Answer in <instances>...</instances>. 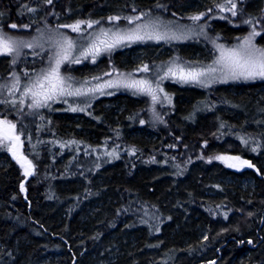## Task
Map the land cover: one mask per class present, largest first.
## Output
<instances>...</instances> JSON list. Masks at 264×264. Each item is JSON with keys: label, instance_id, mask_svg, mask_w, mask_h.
<instances>
[{"label": "trees", "instance_id": "trees-1", "mask_svg": "<svg viewBox=\"0 0 264 264\" xmlns=\"http://www.w3.org/2000/svg\"><path fill=\"white\" fill-rule=\"evenodd\" d=\"M247 1L243 12L260 19L256 41L264 45L262 0L252 11ZM144 2L153 1L0 0V31L18 36L41 20L54 26L122 17ZM154 3L181 17L194 0ZM209 32L228 43L246 31L214 20ZM161 50L184 59L201 51L154 46L144 57L161 61ZM43 62L33 51L18 61L0 56V118L17 125L34 166L22 194L20 170L0 148V264H91L113 247L116 256L102 264H264V101L255 97L264 82L208 90L166 82L170 104L158 118L145 97L128 93L81 112L55 101L29 108L25 86ZM87 68L64 71L76 78ZM113 102L120 103L116 114L107 110ZM216 154L238 155L257 173L225 169L210 160Z\"/></svg>", "mask_w": 264, "mask_h": 264}, {"label": "rangeland", "instance_id": "rangeland-1", "mask_svg": "<svg viewBox=\"0 0 264 264\" xmlns=\"http://www.w3.org/2000/svg\"><path fill=\"white\" fill-rule=\"evenodd\" d=\"M146 1H155V0H146ZM259 0H248L247 3V10L252 11V7H254ZM151 4L152 6L148 7L147 3H143L147 7H131L127 10V13L122 15L119 20L117 21H109V18L106 19H98V24H94L92 28L87 27V23L81 24V32H72L69 28L60 27L61 25H54L52 26L45 20H41L40 22H36L37 24L34 25L33 29L30 30L28 27L22 26V29L25 34H18V36H13L10 33L3 32L6 34L11 35L14 39L18 41H24L26 43H42L44 46L43 48L40 47H33L27 48L23 45L18 46L19 55L16 52H13L11 55H6L8 57L13 58L14 60L18 61L20 57H23L25 53L33 51L35 54L42 55L44 62L42 67L36 73L32 83L35 81L38 75L41 74L43 69H47L50 64L54 63L55 53L58 50L55 46V42L60 39L59 34H64L65 36L69 37L70 39L76 41L77 45L86 46L88 45L94 38L100 35V30H116L119 28L122 31L130 30L136 27V25H148L147 29H142V31H157V32H169L175 33L178 36H181V39H173V40H149L145 39L144 41H135L131 43L121 44L110 51H102L100 55H98L95 59V63L92 62V58L88 57L86 59H82L81 63L75 64L70 62H65L60 66V73L64 77H70L71 80L69 82L72 83L73 88L80 87L83 85L85 88L93 87L97 84L104 83L109 80H115L118 78L119 73L125 74H133V78L141 79L147 78L153 82V86L156 83H159V87L163 88V92H157L158 101L154 104L151 100L150 96L135 94L132 90L126 88H105L103 91L105 94H101L100 92H90L87 96H65L59 97L58 100L63 105H65L66 109L72 112L70 107H75L78 110L76 112H81L82 110L79 109H86L91 103L94 101L102 98V97H110L114 94L120 93H128L133 95L134 97H145L147 100V108L149 114L153 117L158 118L159 109L162 107L167 106L170 104L168 99H165V95L170 98V95L167 93L165 88V83L170 82L180 86H195L201 90H208L219 86H232L234 84H243V83H260L264 82V79L256 78V79H228L227 82H220V79L212 80L208 83V86L205 87L199 84L193 83H183L180 82L178 79H173L171 77L160 79L163 76L164 72L166 71L167 67L172 65L173 61L178 64H182L184 66H193V67H206L208 65H212L213 62L218 59L221 55V52L217 49V45H222L225 50L237 47L240 45L245 37H248L253 30V26L255 30L260 33V19L256 20L255 18H250L246 16L243 12V6L246 4V0H235L237 4V15L232 16L231 12L224 11L221 12L218 5L225 4L226 7H230L227 4V0H194V3L191 6L184 8L181 12L185 13L184 16L176 17L172 14L168 13V8L161 5H155V3ZM261 16L260 18H264V0L261 1ZM207 5V6H206ZM135 9V11H134ZM199 11V12H198ZM146 14V15H143ZM203 14V15H201ZM201 15V19L199 21H193L190 19L192 16ZM135 16H142V19L136 20L133 24H129L126 17H135ZM220 17H224L221 19ZM224 21L227 22L231 27L234 28H242L246 32L244 35L238 36L233 38L230 42H224L219 36L212 35L209 32L210 23L212 21ZM246 20H251L253 23L252 25L244 23ZM36 21V18L35 20ZM77 21H74L68 25L75 24ZM11 25V24H10ZM203 28L201 32L200 29ZM18 28V27H17ZM16 28V29H17ZM12 30H16L11 28ZM2 32V31H0ZM259 35L252 38V43L257 48H264V45H260L257 43V38ZM35 38V39H34ZM103 39L104 37H100ZM215 41V43H213ZM197 45L198 48L201 50L197 53L190 56L188 59H184L179 56L176 52L170 53L167 50H161V53H165L163 60L161 61H149L144 57L147 50L151 49L154 46H158L159 48H173L178 45ZM170 53V54H169ZM79 55V51L74 48L72 50V56L75 57ZM2 56V55H0ZM4 56V55H3ZM52 56L53 60L50 61L49 57ZM87 63L90 67L85 69L83 73V77H71L68 73L64 71L66 67L72 68L73 66H79L83 63ZM102 62V64H101ZM147 64L149 66L150 71L148 73L139 72L137 71L143 65ZM99 68H96V66ZM92 67L95 68V73H91ZM106 73H111V75H105ZM219 77V73L214 74ZM94 77H101L100 80L93 79ZM84 81H89L90 83L85 85ZM31 83V84H32ZM25 95V94H24ZM29 99V104H31V96L25 95ZM256 100L264 101V89L260 91H255ZM67 101V102H65ZM120 103L113 102L111 105L107 107V110H110L111 113H118L120 111ZM1 119V118H0ZM136 133L135 135H138ZM20 154L23 155L22 152V143L20 146ZM9 157L15 162L18 166L20 173L23 177V181L20 184V191L24 193V183L28 176L25 175L24 168L21 167L20 163L17 162L16 159L13 158L12 154L6 150ZM238 156L234 154H216L210 157V160L216 164L221 165L225 169L233 171L235 173H239L243 170L251 169L257 173L255 166L247 167L243 166L240 167L239 170L237 168H229L223 162L215 159L216 156ZM240 157V156H239ZM243 159V158H241ZM245 160V159H243ZM248 161V160H247ZM250 162V161H249ZM33 165V164H32ZM34 166L32 167L33 172ZM258 175V174H257ZM223 183L226 185L234 184L231 180H225ZM242 186L248 188L252 187L253 183L251 180L243 179L240 183ZM21 185H23V190H21ZM117 248L113 247L108 252L101 251L98 255H93L91 257V264H102L103 261L108 262L109 260H113L116 256Z\"/></svg>", "mask_w": 264, "mask_h": 264}, {"label": "snow or ice", "instance_id": "snow-or-ice-1", "mask_svg": "<svg viewBox=\"0 0 264 264\" xmlns=\"http://www.w3.org/2000/svg\"><path fill=\"white\" fill-rule=\"evenodd\" d=\"M50 3L51 0H48ZM227 4L230 7H226L225 4H219L218 7L221 12L229 11L232 16L237 15V4L235 0H227ZM33 11V9H28ZM135 11V9H134ZM146 15V14H143ZM203 15V14H201ZM201 15L192 16L194 22L201 19ZM224 19V17H220ZM120 17L111 16L109 21H117ZM129 24H133L136 20L142 19V16L126 17ZM87 23L88 28H92L94 24H98L99 21H77L72 25H61L60 27L69 28L72 32H81V24ZM244 23L252 25L251 20H246ZM11 28L16 29V24H11ZM24 27H28L24 25ZM148 25H136L135 28L122 31L119 28L116 30L108 29L100 30V35L94 38L88 45L81 46L77 45L76 41L70 39L64 34H59L60 39L55 42V46L58 49L55 53L54 63L50 64L47 69H43L41 74L37 76L35 81L26 85L25 95L31 96V104L29 108H40L47 107L49 101L59 102V97L65 96H87L90 92L104 93L105 88H126L132 90L135 94L147 95L151 97L152 102L155 104L158 101L157 92H163V88L159 87L157 82L153 86V82L147 78L135 79L133 74L125 76L123 73L118 74V78L115 80H109L104 83L97 84L93 87L85 88L83 85L77 88H73L70 77H64L60 73V66L65 62L79 64L82 59L88 57L92 58V62L95 63V59L102 51H110L111 49L125 43H131L135 41H144L146 38L149 40H173L181 39V36L175 33L169 32H157V31H142L147 29ZM200 31H203L201 27ZM260 35L253 30L248 37H245L244 41L237 47L225 50L222 45H217V49L221 52V55L216 59L212 65L206 67H193L184 66L173 61L172 65L168 66L163 76L160 79L173 78L178 79L183 83H193L208 86L212 80L220 79V82H227L228 79H264V48H257L252 43V38ZM100 37H104L101 39ZM35 39V38H34ZM215 43V41H213ZM23 45L27 48L40 47L43 48L42 43H26L24 41H18L11 35L0 32V55H11L13 52H18V46ZM76 48L79 51V55L73 57L72 50ZM49 60L52 61L53 57L50 56ZM15 63V61H13ZM137 71L148 73L150 71L147 64L143 65ZM216 73H219L217 77ZM105 75H111L106 73ZM95 80H100L101 77H94ZM19 79L17 78V84ZM89 81H84V84H89ZM15 87V85H14ZM165 99L170 98L165 95ZM23 101H21L22 103ZM67 102V101H65ZM71 111H77L75 107H70ZM83 110V109H79ZM242 143H247L246 140L241 138ZM72 143H75L74 141ZM21 137L18 133L17 125L7 119H0V148H6L13 156L14 159L20 163L21 167L25 170V175H32V163L24 155L20 154ZM256 151V148H253ZM107 155H113L109 152ZM215 159L223 162L229 168H237L247 166L252 167L253 165L247 161L241 159L239 156H216ZM23 190V185H21Z\"/></svg>", "mask_w": 264, "mask_h": 264}]
</instances>
